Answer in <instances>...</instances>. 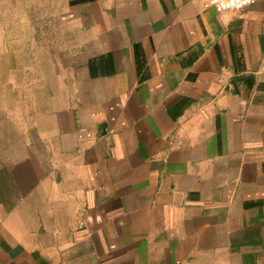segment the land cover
<instances>
[{
    "label": "crops",
    "instance_id": "obj_1",
    "mask_svg": "<svg viewBox=\"0 0 264 264\" xmlns=\"http://www.w3.org/2000/svg\"><path fill=\"white\" fill-rule=\"evenodd\" d=\"M205 1L48 0L50 85L0 68V264H264V0Z\"/></svg>",
    "mask_w": 264,
    "mask_h": 264
},
{
    "label": "rangeland",
    "instance_id": "obj_2",
    "mask_svg": "<svg viewBox=\"0 0 264 264\" xmlns=\"http://www.w3.org/2000/svg\"><path fill=\"white\" fill-rule=\"evenodd\" d=\"M48 0H0V38L13 58L2 61L10 68L26 67L36 69L41 77L27 76V84L41 80L43 85H50V71L62 65L67 53V31L59 28L56 15L51 13ZM58 18V22L61 20ZM2 46L0 43V52ZM19 53V58L17 54ZM15 54V55H14ZM28 91V90H27Z\"/></svg>",
    "mask_w": 264,
    "mask_h": 264
},
{
    "label": "built area",
    "instance_id": "obj_3",
    "mask_svg": "<svg viewBox=\"0 0 264 264\" xmlns=\"http://www.w3.org/2000/svg\"><path fill=\"white\" fill-rule=\"evenodd\" d=\"M255 2L256 0H206L204 7L212 8L217 13H238L254 5Z\"/></svg>",
    "mask_w": 264,
    "mask_h": 264
},
{
    "label": "water",
    "instance_id": "obj_4",
    "mask_svg": "<svg viewBox=\"0 0 264 264\" xmlns=\"http://www.w3.org/2000/svg\"><path fill=\"white\" fill-rule=\"evenodd\" d=\"M233 89H234L235 91H230V90H229V91L231 92V94H233V95H234V94H235V92H236V86H235V85L233 86Z\"/></svg>",
    "mask_w": 264,
    "mask_h": 264
}]
</instances>
